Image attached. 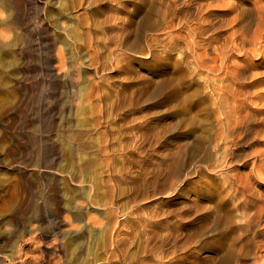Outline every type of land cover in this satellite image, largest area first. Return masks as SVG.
<instances>
[{"label": "rangeland", "instance_id": "obj_1", "mask_svg": "<svg viewBox=\"0 0 264 264\" xmlns=\"http://www.w3.org/2000/svg\"><path fill=\"white\" fill-rule=\"evenodd\" d=\"M79 1L85 0H0V21L2 18L6 19L4 24L0 23V264L108 263L111 246L98 243L111 215L110 206L105 203L106 189L99 177L103 168L101 155L96 148L82 147V150L79 148L75 151L69 142L70 134L75 130L77 132L94 128L95 112L99 110L98 113L103 114L104 106L109 111L110 119L114 117L111 114L117 111L123 116H129L126 127H139L138 130L144 133L154 132L155 127H159V130L164 128L160 130L161 139L156 146H148L141 154H129L135 164L147 163L150 167L154 164L160 167L161 164L166 166L168 159L172 162L171 170L168 171L170 177H160L161 183L156 181L146 188L142 187L136 193L137 199L133 207L130 197L124 192L120 195L119 203L112 207L115 210L114 215L124 222V231L128 233L123 236L121 242L122 252L132 258L139 255L144 232H157L164 225L161 223L163 216L160 214L163 208L173 214L171 220H166L172 222L178 218L186 223L181 228L183 227V231L190 230V236L193 238L190 247L197 257L215 255L211 248H201L199 240L211 239L214 234L217 235L221 226L218 224L219 219L214 217L215 213L224 212L237 204L232 191V179L237 173H234L233 166L237 167L243 176L260 167L254 171L253 178H249L254 182L255 191L261 190L259 192L264 194V174H260L261 166L253 165L256 155L264 151V130L261 135H257L256 131L254 133V130L249 133L246 143L234 148L236 155H239H235L234 163L229 165L226 160L229 147L222 137L223 131H220L224 130V127H221L224 117L220 114L222 109L218 104L217 91L213 90L214 87L220 86L222 78L219 77L228 65L238 61L237 64L251 66V71L244 78L245 82L241 80L242 92L238 89L237 96L243 99L247 97L248 105L245 103L243 110L247 107L246 112L250 110L256 121L264 118V0H183V5L182 0H164L167 4L163 0H99L100 4L96 3L97 0H94L95 3L93 0H86V3L83 2L85 4L77 7ZM170 1L175 4L168 15L165 9ZM197 7L203 10L198 8V12ZM259 12L263 15L260 16ZM90 14L96 21L93 28L85 25L88 17H91ZM83 15L87 17L86 20ZM178 16L180 19L175 18ZM124 23L130 24H126L127 32L130 33V44L116 48L112 37L117 32H122ZM257 26L261 29L258 30ZM244 27H250L252 31L247 29L246 32ZM3 28L7 29V36L1 35ZM256 29L258 31H255ZM240 31H243V34ZM87 33L97 35L95 39L97 38V44L101 47L98 53V64H101L99 68L93 65L89 58L88 54L92 50L85 46L86 36H90ZM244 33L248 34L249 38ZM188 35H191V39ZM140 36L143 39H140ZM220 36L224 37L223 41L219 39ZM255 36H258V41ZM134 42L138 44L131 47ZM225 42H230L231 47L234 45L238 50L235 47L230 48ZM205 47L209 50L203 49ZM220 52L224 54L221 56ZM120 53H125L126 56ZM60 55L64 59H61ZM197 55H200V58L197 59ZM191 56L192 58H189ZM206 60L207 64L204 62ZM214 60L218 62L214 64ZM211 61L213 64H210ZM203 67L204 70H201ZM217 67L219 68L216 70ZM249 91L255 94H249ZM116 106H122V109L117 110ZM192 114L195 115L194 118ZM112 127L117 130L119 123L113 120ZM259 129H264V124ZM91 135L98 136L96 133ZM255 135L257 136L252 137ZM195 143L198 146H195ZM170 153L176 161L172 156L165 157ZM187 161L191 163L188 164ZM178 163L180 165L177 170ZM239 163L241 164L238 165ZM114 165H120L118 156L114 159ZM246 174L245 177L248 176ZM122 186L125 188L124 183ZM155 192L157 194L153 195ZM237 220L241 223L243 219ZM262 222L256 228L263 233L257 236L258 243L254 242L257 253L253 250L255 253L251 256V260H258L256 264H260L264 259V221ZM177 225L171 226L177 229ZM195 245L198 247H194Z\"/></svg>", "mask_w": 264, "mask_h": 264}, {"label": "bare ground", "instance_id": "obj_2", "mask_svg": "<svg viewBox=\"0 0 264 264\" xmlns=\"http://www.w3.org/2000/svg\"><path fill=\"white\" fill-rule=\"evenodd\" d=\"M119 1V0H118ZM123 1V0H122ZM127 1V0H126ZM132 1V0H131ZM186 1V0H185ZM258 1V0H257ZM260 1V0H259ZM86 3V0L83 1ZM82 1H79L77 2V7L85 4L83 3ZM94 2V0H93ZM113 2V1H111ZM136 2V1H135ZM134 2V3H135ZM160 2V1H159ZM164 2V0H163ZM162 2V5L167 4L166 1L163 3ZM193 2V0H192ZM87 3H89L87 1ZM95 3V2H94ZM96 3H99V0L96 1ZM114 3V2H113ZM142 4V2H140ZM144 3V2H143ZM147 3V1H146ZM150 3V1H149ZM155 3V2H154ZM177 3V2H176ZM259 3V2H258ZM100 4V3H99ZM98 4V5H99ZM116 4V3H115ZM120 4V3H119ZM175 3L173 2H168V6H167V9H165V13L166 14H170L172 12V9H173V5ZM181 4V2H180ZM193 4V3H192ZM195 4V2H194ZM193 4V5H194ZM95 5V4H94ZM177 5V4H176ZM183 5V0H182V4ZM181 5H179L178 7H180ZM191 5V4H189ZM188 5V6H189ZM192 5V6H193ZM196 5V4H195ZM200 5V4H199ZM201 5H204V4H201ZM233 5V4H232ZM262 5V4H261ZM145 6V5H144ZM231 6V5H230ZM239 6V5H238ZM135 7V6H134ZM162 7V6H160ZM160 7L158 9H160ZM186 7H187V3H186ZM202 7V6H200ZM83 8V7H82ZM150 8V6H149ZM149 8H148V11H149ZM152 8V7H151ZM164 8V6H163ZM181 8V7H180ZM185 8V7H184ZM199 7H197V11L200 9H198ZM203 8V7H202ZM205 8V7H204ZM258 8V7H256ZM261 8V7H260ZM264 8V7H263ZM182 9V8H181ZM192 9V8H191ZM255 9V8H254ZM253 9V10H254ZM154 10V8H153ZM157 10V8L155 9ZM189 10V9H187ZM195 10V9H194ZM203 10V9H200V11ZM252 9H250L251 11ZM258 10V9H257ZM263 10V9H262ZM147 11V10H146ZM162 11V10H161ZM159 10V12H161ZM192 11V10H191ZM198 11V12H200ZM264 11V10H263ZM136 12V11H135ZM150 12V11H149ZM158 12V13H159ZM163 12H164V9H163ZM193 12V11H192ZM191 12V13H192ZM252 12V11H251ZM255 12V11H254ZM258 12V11H257ZM2 13V12H1ZM145 13V12H144ZM174 13V12H173ZM185 13V12H184ZM188 13V12H186ZM196 13V11L194 12ZM249 13V12H248ZM256 13V12H255ZM261 12H259L260 14ZM263 13V12H262ZM139 14V13H138ZM164 14V13H163ZM165 14V15H166ZM200 14V13H199ZM238 14V13H237ZM237 14L235 16H237ZM258 14V13H257ZM2 15V14H1ZM86 16H88L87 14H85ZM144 16L146 14H143ZM156 15H159V14H156ZM186 15V14H185ZM193 15V14H192ZM191 15V16H192ZM196 15V14H195ZM198 15V14H197ZM255 15V14H254ZM263 15V14H260V16ZM84 16V15H83ZM82 16V17H83ZM91 17H88L89 20L87 19V22L85 23L86 27H91L93 28L95 26V20L92 18L94 16H92L90 14ZM149 16V15H148ZM161 16V15H160ZM164 16V15H163ZM175 16V14H174ZM188 16V15H187ZM200 16V15H199ZM205 16V15H204ZM85 17V16H84ZM151 17V16H149ZM159 17V16H158ZM173 17V15H172ZM180 16L178 17H175V18H179ZM185 17V16H184ZM189 17V16H188ZM194 17V16H193ZM197 17V16H195ZM248 17V16H247ZM252 17V16H250ZM87 17H85V20H86ZM145 18V17H144ZM165 18V17H164ZM187 18V17H185ZM191 18V17H190ZM189 18V20H190ZM201 18V17H200ZM203 18V16H202ZM201 18V19H202ZM253 18V17H252ZM251 18V19H252ZM256 18V16H255ZM259 18V17H258ZM143 19V18H142ZM149 19V18H148ZM163 19V17L161 18ZM167 19V18H166ZM168 19H169V16H168ZM180 19V18H179ZM177 19V21L179 20ZM184 19V18H183ZM199 19V18H198ZM234 19V18H233ZM262 19V18H261ZM83 20V19H82ZM151 20V19H150ZM148 20V21H150ZM154 20V18H153ZM172 20V19H171ZM169 20V21H171ZM174 20V19H173ZM176 20V19H175ZM186 20V19H185ZM235 20H236V17H235ZM253 20V19H252ZM256 20V19H255ZM260 20V18H259ZM6 19L2 18L0 23H5ZM84 21V20H83ZM140 21V20H139ZM147 21V19H146ZM159 21V20H158ZM162 22L164 20H161ZM184 21V20H183ZM182 21V22H183ZM192 21V20H191ZM202 21V20H201ZM262 21V20H261ZM106 22V21H105ZM125 22V21H124ZM144 22V20H143ZM181 22V24H182ZM185 22V21H184ZM210 22V21H209ZM250 22V21H248ZM247 22V23H248ZM255 22V21H254ZM120 23V22H119ZM141 23V22H140ZM165 23V21H164ZM169 23V22H168ZM173 23V22H172ZM175 23V21H174ZM190 23V22H188ZM197 23V21H196ZM205 23V21L203 22ZM231 23V22H230ZM236 23V22H235ZM237 23L238 20H237ZM252 24V22H250ZM248 23V24H250ZM261 23V22H260ZM116 25L118 24L117 22L115 23ZM126 24H129V23H124V27L122 29V32L119 31L117 32V34L112 37L113 40L115 41V45H116V48H122V47H125L126 45H129V41H130V33L128 34V30L126 28ZM137 25H139L137 22H136ZM157 24V23H156ZM167 24V23H166ZM178 24V23H177ZM176 24V25H177ZM194 25V23H192ZM233 24V23H232ZM242 24V23H241ZM244 24V23H243ZM246 24V22H245ZM258 24V22H257ZM84 25V24H82ZM122 25V24H121ZM141 25V24H140ZM144 25V23H143ZM207 25V24H206ZM240 25V24H239ZM4 26V25H2ZM1 26V27H2ZM113 26V25H112ZM130 26V24H129ZM164 26V25H163ZM178 26V29H179V24L177 25ZM186 26V25H185ZM195 26V25H194ZM209 26V25H208ZM250 26V25H249ZM254 26V24H253ZM260 26V25H259ZM115 27V26H114ZM117 27V26H116ZM122 27V26H121ZM140 27V26H139ZM142 27V26H141ZM146 27V26H145ZM145 27H144V30H145ZM175 27V25L173 26ZM184 26H182L183 28ZM202 27V26H201ZM248 27V26H247ZM251 27V26H250ZM247 28L249 29L250 31L251 28ZM258 27V26H257ZM256 27V28H257ZM264 27V26H263ZM88 28V29H89ZM187 28V26H186ZM204 28V27H203ZM211 28H212V25H211ZM210 28V29H211ZM239 28V27H238ZM237 28V29H238ZM259 28L261 29V27H258V30ZM136 29V28H135ZM177 29V27H176ZM191 29H193L191 27ZM199 29V28H197ZM208 29V28H206ZM245 31L247 30L245 27H244ZM9 30V29H8ZM92 30V29H91ZM111 30V29H110ZM119 30V29H118ZM132 30V29H131ZM138 30V29H137ZM168 30V29H167ZM182 30V29H180ZM188 30V29H186ZM195 30V28H194ZM201 30V29H200ZM242 30V29H241ZM257 29L255 31H258ZM264 30V29H263ZM142 31V30H141ZM175 31V30H174ZM179 31V30H178ZM192 31V30H190ZM189 31V32H190ZM197 31V30H196ZM210 31V30H209ZM237 31V30H236ZM248 31V30H247ZM246 31V32H247ZM95 32V30H94ZM133 32V31H132ZM137 32V31H136ZM183 32V31H182ZM198 32V31H197ZM234 32V31H233ZM242 32L243 34V31H240ZM7 33V29L3 28L1 30V35L2 36H7L6 35ZM111 33V32H110ZM137 33H140L137 32ZM188 33V32H187ZM192 33V32H191ZM200 33V31H199ZM208 33V32H207ZM206 33V34H207ZM216 33V32H215ZM218 33V32H217ZM250 33V32H249ZM258 33V32H256ZM261 33V32H259ZM258 33V34H259ZM9 34V33H8ZM89 33H87L88 35ZM136 34V33H135ZM147 33H145L146 35ZM169 34V33H168ZM171 34V33H170ZM198 34V33H197ZM195 34V35H197ZM203 34V32H202ZM205 34V33H204ZM232 34V32H231ZM235 34V33H234ZM238 34V33H237ZM236 34V35H237ZM245 34V33H244ZM251 34V33H250ZM10 35V34H9ZM90 36H86L87 39L86 40V44L85 46H87L89 49H91V53L88 54L91 59V62L93 63V65H95L96 67H100L101 64H98V58L100 55H98V53L100 52V48L97 44V41L95 39V37L97 36H93L91 34H89ZM108 35V34H107ZM141 35V34H140ZM148 35V34H147ZM176 35V34H175ZM209 35V34H208ZM212 35V34H211ZM225 34H223L224 36ZM229 35V34H228ZM226 35V36H228ZM240 35V34H238ZM246 35V34H245ZM263 35V34H261ZM93 36V37H92ZM136 36V35H134ZM184 36V34H183ZM189 36V35H188ZM187 36V37H188ZM194 36V35H193ZM192 36V38H193ZM200 36V35H199ZM243 35H241L242 37ZM107 37V36H106ZM141 37V36H140ZM143 37V35H142ZM140 38V39H143V38ZM157 37V35H156ZM171 37V36H170ZM178 37V36H177ZM182 37V36H181ZM190 39H191V35L189 36ZM221 37V36H220ZM225 37V36H224ZM223 37V38H224ZM234 37V36H233ZM245 37V36H244ZM247 38L248 37V34L246 35ZM245 37V38H246ZM256 37V36H255ZM255 37H254V40H255ZM258 37V36H257ZM257 37H256V40H257ZM260 35H259V39H260ZM111 38V40H112ZM135 37H133L134 39ZM154 38V37H153ZM169 38V37H168ZM174 38V37H172ZM183 38H186V37H183ZM183 38H180V39H183ZM195 38H198L195 36ZM219 38V37H218ZM223 38H219V39H222L223 41ZM240 38V37H239ZM253 38V37H252ZM160 39V38H159ZM189 39V38H188ZM200 39V38H199ZM211 39V38H210ZM226 39V38H225ZM224 39V40H225ZM233 39V38H231ZM236 39V38H234ZM262 39V38H261ZM132 40V39H131ZM135 40V39H134ZM154 40V39H153ZM195 40V39H194ZM206 40V38H205ZM214 40V39H213ZM211 40V41H213ZM240 41V39H238ZM255 40V41H256ZM3 41V40H2ZM139 41V40H138ZM141 41V40H140ZM170 41V40H169ZM180 41V40H179ZM179 41H177L178 43H180ZM198 41V40H197ZM215 41V40H214ZM219 41V40H218ZM238 41V42H239ZM242 41V40H241ZM249 41V39H248ZM253 41V40H252ZM258 41V40H257ZM261 41V40H260ZM1 42V41H0ZM98 42H99V39H98ZM132 42V41H131ZM182 42V41H181ZM187 42V40H186ZM196 42V41H195ZM201 42V41H199ZM228 42V40H227ZM108 43V42H107ZM106 43V44H107ZM114 43V42H112ZM188 43V42H187ZM190 43V42H189ZM188 43V44H189ZM193 43V42H192ZM191 43V44H192ZM217 43V42H216ZM226 43V42H225ZM230 43V42H229ZM229 43H226V44H229ZM243 43V42H242ZM244 43H246L244 41ZM243 43V44H244ZM252 43V42H251ZM262 43V42H261ZM5 44V42H4ZM9 44V43H8ZM7 44V45H8ZM111 44V42H110ZM134 43H132V45H130L131 47L133 46ZM138 42L135 44L137 45ZM184 44V43H183ZM187 45V47L189 48V46ZM190 44V45H191ZM203 44V43H202ZM208 44V43H207ZM210 44V42H209ZM213 44V43H212ZM220 44V43H219ZM231 44V43H230ZM229 44V45H230ZM241 45V42L239 43ZM253 44V43H252ZM251 44V45H252ZM3 45V44H2ZM141 45V42L139 44V47ZM171 45V44H170ZM185 45V44H184ZM205 45V43H204ZM232 45V44H231ZM230 45V48L234 49L233 47L237 48L238 50V47L234 46L231 47ZM255 45L254 44V49H255ZM84 46V44H83ZM113 46V45H112ZM192 46V45H191ZM190 46V48H191ZM194 46H197V45H194ZM193 46V47H194ZM206 46V45H205ZM226 46V45H224ZM228 46V45H227ZM238 46V45H237ZM245 46V45H244ZM258 46V45H257ZM2 47V46H1ZM129 47V46H128ZM171 47V46H170ZM173 47V46H172ZM171 47V48H172ZM208 47V45H207ZM205 47L203 49L207 50L208 48ZM215 47V45H214ZM213 47V48H214ZM240 47V46H239ZM243 47V46H242ZM5 48V47H4ZM111 48V47H110ZM138 48V47H137ZM150 48V47H149ZM152 48V47H151ZM184 48V47H182ZM180 48V49H182ZM207 48V49H206ZM218 48V46H217ZM227 48V47H226ZM249 48V47H248ZM9 49V48H7ZM87 49V48H86ZM99 49V51H98ZM136 49V48H135ZM143 50V48H141ZM192 49V48H191ZM195 49V47L193 48ZM198 49V48H197ZM200 49V47H199ZM211 49V48H210ZM215 49V48H214ZM225 49V47H224ZM252 49V48H251ZM258 49V48H257ZM256 49V50H257ZM5 50V49H4ZM121 50V49H120ZM123 50V49H122ZM134 50V48H133ZM152 50V49H151ZM183 50V49H182ZM181 50V51H182ZM209 50V49H208ZM213 50V49H212ZM211 50V51H212ZM228 50V48H227ZM226 50V51H227ZM231 50V49H230ZM2 51V50H1ZM90 51V50H89ZM124 51V50H123ZM122 51V52H123ZM132 51V50H131ZM153 51V50H152ZM151 51V52H152ZM191 51V50H190ZM199 51V50H198ZM204 51V50H203ZM222 51V50H221ZM235 51V50H234ZM249 51V49H248ZM126 52V50H125ZM189 52V50H188ZM195 52V51H194ZM257 52V51H256ZM255 52V53H256ZM59 53V52H58ZM57 53V55H58ZM157 53V52H156ZM198 53V52H197ZM221 53V52H220ZM219 53V54H220ZM250 53V51H249ZM254 53V52H253ZM3 54V53H2ZM122 55H124L125 53H120ZM128 54V52H127ZM152 54V53H151ZM155 54V53H154ZM199 54V53H198ZM214 54H215V51H214ZM223 53H221V56H222ZM121 55V56H122ZM133 55V54H132ZM203 55V54H202ZM232 55V53H231ZM229 55V56H231ZM117 56V55H116ZM126 55H124L125 57ZM131 56V55H130ZM158 56V55H157ZM197 59L200 58L199 56L200 55H197ZM207 56V55H206ZM119 57V56H118ZM129 57V56H128ZM154 57V56H153ZM161 57V56H160ZM187 57V56H186ZM196 57V56H194ZM203 57V56H202ZM216 57V56H215ZM219 57V55H218ZM225 57V55H224ZM227 57V56H226ZM235 57H237L235 55ZM244 57V56H243ZM60 58L62 59V55H60ZM189 58H192L189 57ZM205 58V57H204ZM246 58V57H245ZM60 59V60H61ZM64 59V58H63ZM120 58H118L119 60ZM123 59V58H122ZM128 59V58H127ZM160 59V58H159ZM195 61L197 62L196 58H194ZM207 59V58H205ZM225 59V58H223ZM234 59V57H233ZM237 59V58H236ZM240 59V57H239ZM243 59V58H242ZM249 59V58H248ZM193 60V59H192ZM204 60V59H203ZM211 60V59H209ZM244 60V59H243ZM242 60V61H243ZM116 61V60H115ZM130 61V60H129ZM189 61V59H188ZM194 61V62H195ZM207 61H204L206 62L207 64ZM215 61V60H214ZM218 62V60H216ZM216 61L214 62V64L216 63ZM221 61H222V57H221ZM224 61V60H223ZM234 61V60H231V62ZM63 62V61H62ZM101 62V61H100ZM104 62V61H103ZM128 62V61H127ZM183 62V61H182ZM181 62V64H182ZM213 61H211L210 64H213L212 63ZM238 62V61H237ZM236 64L233 63V64H230L226 67L225 69V72L222 73L223 77H219V78H222L220 79V86H216L214 87L213 90L216 89L217 91V95H218V104L220 106V109H222V112H220V114L224 117H222L224 119V123L222 125V121L220 122V124L222 125L221 127H224L223 129L224 130H220V131H223V138L226 140L224 142H226V145L228 149V151H226V160H227V163L230 165V164H233L234 161H235V155H236V150H234V148H237L236 146L238 145H242V143L245 142V140L248 138V135H250L252 133V131L254 130V133L256 131V134L259 135L260 133H262V131L264 129H259V127H261L263 124H264V118L262 117V119H260L259 121H256V118H254L253 115H251V112L250 110L246 112L247 110V107H246V110L244 111L243 108H244V105H246L248 103L247 101V97L245 99L240 98V96L238 97L237 96V92H239L238 89H241L243 87L242 85V82L244 80V78L247 77V73L249 71H251L250 67H248L247 65H240V64ZM246 62V61H245ZM123 63V62H122ZM131 63V62H130ZM186 63V62H185ZM184 63V64H185ZM202 63V62H201ZM226 63V62H225ZM242 63V62H241ZM250 63V62H249ZM63 64V63H62ZM189 64V63H188ZM191 64V63H190ZM196 64V63H195ZM200 64V63H199ZM209 64V65H210ZM219 64V63H218ZM104 65V63H103ZM120 65V63H119ZM221 65V64H220ZM219 65V66H220ZM224 65V64H223ZM222 65V66H223ZM227 65V64H226ZM127 66V65H126ZM131 66V65H129ZM217 66V65H216ZM216 66H213V67H216ZM103 67V66H102ZM196 67V66H195ZM209 67V66H208ZM225 67V66H224ZM197 68V67H196ZM199 68V66H198ZM219 67L216 68V70L218 69ZM104 69V68H103ZM194 69V68H193ZM201 69V68H200ZM213 69V68H212ZM215 69V68H214ZM221 69H223V67H221ZM169 70V69H168ZM201 70H204V67L201 69ZM195 71V70H194ZM213 71V70H212ZM222 71V70H221ZM220 71V73H221ZM197 72V70H196ZM204 72V71H203ZM207 72V71H206ZM253 72V71H252ZM256 72V71H255ZM254 72V73H255ZM202 73V72H200ZM211 73V72H210ZM258 73V72H257ZM256 73V74H257ZM206 74V73H205ZM250 74V73H249ZM248 74V75H249ZM199 75V74H198ZM204 75V74H203ZM211 75V74H210ZM217 75V74H216ZM260 75V74H259ZM219 75H217L218 77ZM246 76V77H245ZM250 76V75H249ZM252 76V75H251ZM254 76L253 75V79H254ZM261 76V75H260ZM259 76V77H260ZM202 77V74L201 76ZM204 77H206V75H204ZM210 76H208L209 78ZM257 77V76H256ZM252 78V77H251ZM210 79V78H209ZM215 79V78H214ZM249 79V77H248ZM257 79V78H256ZM261 79V78H260ZM168 80V79H167ZM243 80V81H241ZM250 80V79H249ZM248 80V81H249ZM255 80V79H254ZM165 81V79L163 80ZM169 81V80H168ZM172 80H170V83H171ZM211 81V80H210ZM214 81V80H213ZM248 81H246L248 83ZM251 81V80H250ZM249 81V82H250ZM260 81V80H259ZM166 82V81H165ZM209 82V81H208ZM168 83V82H167ZM166 85H171L170 83ZM216 83V82H215ZM218 84V82H217ZM251 84V83H250ZM253 84V83H252ZM257 84V83H256ZM163 85V84H162ZM210 85V83H209ZM211 85H212V81H211ZM245 85V84H244ZM263 85V84H262ZM254 86V85H253ZM252 86V87H253ZM257 86V85H256ZM255 86V87H256ZM99 87V86H98ZM162 89H163V86H161ZM161 87H159L161 89ZM168 87V86H167ZM250 87V88H252ZM101 88V87H100ZM176 88V86H175ZM212 88V86H211ZM189 89V88H188ZM244 89V88H243ZM119 90V89H118ZM175 90V89H174ZM248 90V89H247ZM161 92H163L162 90H160ZM168 91V90H167ZM177 91V90H176ZM199 91V90H198ZM196 91L194 90V93ZM231 92V93H230ZM241 92H242V89H241ZM255 92V91H254ZM98 93V92H97ZM159 94V91L157 92ZM166 93V92H165ZM173 93V92H172ZM191 93V92H189ZM198 93V92H197ZM209 93V92H208ZM244 93V92H243ZM252 93L249 91V94ZM99 94V93H98ZM102 94V93H101ZM182 94V92H181ZM245 94V93H244ZM253 94V93H252ZM255 94V93H254ZM253 94V95H254ZM100 95V94H99ZM142 95V94H141ZM216 95V94H215ZM239 95V93H238ZM242 95V94H240ZM246 95V94H245ZM244 95V97H245ZM259 95V94H258ZM180 96V95H178ZM177 96V97H178ZM252 96V95H251ZM102 97V95H101ZM216 97V96H215ZM253 97V96H252ZM98 98V97H97ZM162 98V97H161ZM159 98V99H161ZM184 98H186L184 96ZM197 98V97H196ZM262 98V97H261ZM102 99V98H101ZM182 99V98H181ZM118 100V99H117ZM215 100V98L213 99ZM107 101V100H105ZM186 101V99L184 100ZM195 101V100H194ZM252 101V100H251ZM116 102V101H115ZM164 102V101H163ZM214 102V101H213ZM100 103V102H99ZM106 103V102H105ZM120 103V102H119ZM217 103V102H216ZM246 103V104H245ZM255 103V101L253 102ZM260 103V102H259ZM93 104V102H92ZM124 104V103H123ZM126 104V102H125ZM198 104V103H197ZM203 104V103H202ZM213 104V103H211ZM215 104V102H214ZM261 104V103H260ZM95 105V104H94ZM102 105V104H101ZM117 105V104H116ZM174 105V104H173ZM193 105V104H192ZM217 105V104H216ZM248 105V104H247ZM250 105H253V104H250ZM120 106V104H119ZM119 106H116L117 110L121 107ZM200 106V105H199ZM258 106V105H257ZM93 107V106H92ZM124 107V106H123ZM195 107V106H194ZM205 107H207L205 105ZM214 107V106H212ZM218 107V106H217ZM97 108V107H96ZM95 108V109H96ZM100 109V107H98ZM97 108V109H98ZM250 108V107H249ZM254 108V107H253ZM115 109V110H116ZM122 109V108H121ZM193 109V108H192ZM216 109V108H214ZM213 109V110H214ZM260 110V108H258ZM94 110V109H92ZM116 110V111H117ZM199 110V108H198ZM256 110V109H255ZM262 110V109H261ZM99 110H97V112H95V115H94V120H93V125H94V131L92 130H79L72 134H70V138H69V142L72 144L73 146V149H75V151L79 148L82 150V147L84 148H96L97 152L101 155V159H102V163H103V168L101 170V172H99V177L103 180L102 182L104 183V187L106 189V197H105V203L107 204V206H110V212H111V215L109 217V221L108 223H106L105 225V231H104V234L103 236L98 239V243L100 242V244L102 243L104 246H111L110 248V251H109V257L108 258V263L107 264H256V262H258V260H251V256L253 254V250L256 251L257 253V249L255 248L254 249V244L255 243H258L256 242V238L257 236H260L262 235L263 233L260 232L259 230H257L256 228L261 224L263 223L262 221H264V194L262 192H259V191H255V188L253 186L254 182L252 183V181L250 180V178H253V174H255V170L257 169H254V171H251L249 172V175L245 177V174L244 176L242 175V173H240L239 169L235 166H233V170H234V173H236L235 177L232 179L233 183H232V187H233V194H234V197H235V200L237 202V204L234 206L233 205V208H229V209H226V211L224 212H216L214 217L217 218L218 220V224L221 226V228L219 229L220 231L217 233V235H213V237L211 239H202V240H199V245H201V248H211L215 255L213 256H206L204 258H199L197 257L196 253L194 251L191 250V244L193 242V238L192 236H190V230L189 231H183L181 226H184L186 223H184V221L182 222V220L180 219H173L172 222H170V217L173 216L172 214V211H167L166 209H163L160 211V214L163 216L161 218V223L164 224L160 229H158V231L156 232L155 230H147L144 232V239L140 245V250H139V255L136 257V258H132V257H127L124 252H122L123 250L121 249V242L123 241V236L127 235L128 233L126 231H124V228H123V224L124 222L122 220H119V218L114 215V211L112 209L113 206H115V204H118L119 203V198H120V195L124 192V193H127L128 196L130 197V203H133L132 207L134 206V203H136V199H137V196H136V193L139 192L141 190L142 187L146 188L148 187V185H150L151 183L155 182L156 181H160V177H166L168 175V178L170 177L168 171L170 172L171 170V167H172V162H170V159H168L167 163H166V166L163 165L161 166L162 164L160 165V167L156 166L155 164L153 166H149L147 163H140L139 165L135 164L133 160L130 159L129 157V154L130 155H134V154H141L142 152H144V150L148 147V146H156L157 143H159L160 139H161V133L160 130H163L161 127V129L159 130V127H155L156 129L154 130V132L152 131V133H144V132H141L139 127L138 129L135 128V126H131V127H126V122L129 123L128 121V118L129 116L125 115H121L120 112L117 111V113H114L111 114V116L113 115V119H110L109 118V111H107V108L104 106L102 111H103V114H101L100 112L98 113ZM101 111V110H100ZM197 111V109H196ZM217 111V109H216ZM258 111V110H257ZM200 112V111H199ZM259 112V111H258ZM98 113V114H97ZM198 113V111H197ZM254 112H252L253 114ZM257 113V112H256ZM120 114V115H119ZM196 114V113H194ZM195 116V115H194ZM193 114H192V117L194 118ZM220 117V115H218ZM197 117V116H196ZM261 117V116H260ZM191 118V119H193ZM259 118V117H258ZM200 119V118H199ZM115 121V122H118L119 123V127L117 130L113 129L112 127V121ZM194 120V119H193ZM192 120V121H193ZM197 120V119H195ZM201 120V119H200ZM222 120V119H221ZM191 121V122H192ZM202 121V120H201ZM220 121V120H219ZM131 122V120H130ZM203 123V121L201 122ZM200 124V123H199ZM191 125V123H190ZM103 126V127H102ZM137 126V125H136ZM194 127V126H193ZM154 128V127H153ZM258 128V130L256 129ZM263 128V127H262ZM218 129V128H217ZM222 129V128H221ZM220 131H218V133H221ZM164 132V131H163ZM217 132V131H216ZM93 133H96L98 134V136L96 137H93ZM250 133V134H249ZM163 135V134H162ZM221 134H219L220 136ZM254 135V134H253ZM257 135L255 136H252V137H256ZM261 135V134H260ZM218 136V135H216ZM263 137V136H262ZM201 138V136H200ZM90 139V140H89ZM220 139H221V136H220ZM251 139V138H250ZM202 140V139H200ZM253 141V140H252ZM256 141V139L254 140ZM253 141V142H254ZM260 141V140H259ZM197 142V141H196ZM222 142V141H220ZM69 143V144H70ZM218 143H219V140H218ZM246 143V142H245ZM196 144V143H195ZM248 144V143H247ZM254 144V143H253ZM202 145V144H201ZM249 145V144H248ZM195 146H198L197 144ZM216 146V145H215ZM224 147V145H222ZM245 146V145H244ZM243 146V147H244ZM250 147V146H249ZM196 148V147H195ZM203 148V147H202ZM223 148V149H225ZM199 149V147H198ZM244 149V148H243ZM242 149V150H243ZM253 149V147H252ZM204 150V149H203ZM206 150V149H205ZM170 151V150H169ZM200 151V150H199ZM252 151V150H251ZM205 152V151H204ZM222 152V151H221ZM225 152V150H224ZM223 152V153H224ZM257 152V151H255ZM254 152V153H255ZM167 153V152H166ZM169 153V152H168ZM243 153V152H242ZM177 154V153H176ZM225 154V153H224ZM248 153H246L247 155ZM239 155V154H237ZM236 155V156H237ZM245 155V154H244ZM249 155V154H248ZM252 155V154H251ZM116 156H118L120 158V165L119 167H116L114 165V159L116 158ZM173 155L170 154H167L165 157H170ZM204 156V155H203ZM205 157V156H204ZM224 157V156H223ZM254 157V156H253ZM166 158V159H167ZM174 158V157H173ZM240 158H243V157H240ZM239 158V159H240ZM250 158V156H249ZM248 158V159H249ZM175 161H176V158H174ZM190 159V158H189ZM203 159V158H202ZM245 159V158H244ZM172 160V159H171ZM177 160H178V157H177ZM180 160V159H179ZM188 160V159H187ZM192 160V159H190ZM208 160V159H207ZM224 160V158H223ZM241 160V159H240ZM250 160V159H249ZM248 160V161H249ZM86 161V159H85ZM174 161V160H173ZM205 161H206V157H205ZM204 161V162H205ZM225 161V160H224ZM237 161V160H236ZM243 161V160H242ZM241 161V162H242ZM247 161V162H248ZM88 162V161H87ZM86 162V163H87ZM92 162V160H91ZM182 162V161H181ZM188 164L191 163L189 161H187ZM203 162V161H202ZM245 163V162H244ZM176 164V163H175ZM175 164H174V167H175ZM187 164V165H188ZM236 164V163H235ZM241 163H239L238 165H240ZM251 164V163H250ZM249 164V165H250ZM260 165L261 166V172L260 174H264V151L263 152H259L257 155H256V159L254 160L253 162V165ZM80 165V164H79ZM82 165V163H81ZM80 165V166H81ZM151 165V164H150ZM179 165L180 163L177 164L176 166V169L178 170L179 169ZM228 165V167H229ZM252 165V166H253ZM88 166V165H87ZM86 166V167H87ZM90 166V165H89ZM252 166L250 168H252ZM239 167V166H238ZM258 167V166H257ZM85 168V167H84ZM230 168V167H229ZM254 168V167H253ZM260 168V167H259ZM259 168L257 170H259ZM175 169V168H174ZM176 170V172H177ZM232 171V170H231ZM249 171V170H248ZM175 172V170H174ZM182 172V171H181ZM228 172V170H227ZM230 172V171H229ZM228 172V173H229ZM247 172V171H246ZM259 171H257L258 173ZM180 173V172H179ZM232 173V172H231ZM175 174V173H174ZM178 174V173H177ZM189 174V173H188ZM259 174V173H258ZM79 175V174H77ZM257 175V174H256ZM255 175V176H256ZM173 176V175H171ZM263 176V175H262ZM180 177V176H179ZM231 177V176H230ZM250 177V178H249ZM79 178V177H78ZM182 178V177H181ZM245 178V179H244ZM171 179V178H170ZM174 179V178H173ZM172 179V180H173ZM260 179V178H259ZM264 178H262L263 180ZM166 180V179H165ZM168 180V179H167ZM255 181V179H254ZM164 182V181H163ZM162 182V183H163ZM125 184V188L122 186V184ZM158 183V182H157ZM161 183V181H160ZM173 183V182H172ZM165 184V183H164ZM157 185V184H156ZM173 185V184H172ZM256 185V184H255ZM174 186V185H173ZM230 186V185H229ZM123 187V188H122ZM176 187V186H175ZM172 188V186H171ZM174 188V187H173ZM232 189V188H231ZM257 189V188H256ZM156 190V189H155ZM223 190V189H222ZM174 191V190H173ZM231 191V192H232ZM264 191V190H262ZM219 193V192H218ZM157 193H153V195H156ZM232 194V193H231ZM151 195V196H153ZM229 195V193H228ZM149 196V195H148ZM232 196V195H230ZM224 198V196H223ZM225 198H228V197H225ZM233 198V196H232ZM229 199V198H228ZM227 199V200H228ZM231 199V198H230ZM220 202V201H219ZM226 202V201H225ZM233 202L235 203L234 199H233ZM221 204V203H220ZM227 208V207H226ZM215 209V208H214ZM225 209V208H224ZM238 210L240 211V213H238ZM215 212V211H214ZM214 218V219H215ZM237 218L239 219H243L241 223H238L239 221L237 220ZM166 219H170V220H166ZM185 219H187V217H185ZM210 220V219H209ZM161 224V225H162ZM174 224H178L177 225V229H173V227L171 225H174ZM217 224V222H216ZM192 225V224H191ZM210 226V225H209ZM188 227V226H187ZM216 226H214V229H215ZM212 230V229H211ZM198 235H201V234H198ZM212 235V234H211ZM194 237V236H193ZM197 237V236H196ZM210 237V236H209ZM262 237V236H261ZM93 241V240H92ZM96 241V240H95ZM198 242V241H197ZM255 242V243H254ZM99 245V244H98ZM193 247V246H192ZM194 247H198V245L194 246ZM260 248V246H259ZM258 248V249H259ZM193 249V248H192ZM197 249V248H196ZM196 251V250H195ZM261 251V249H260ZM183 252V253H187L186 255H181L180 253ZM259 252V251H258ZM255 253V252H254ZM261 253V252H260ZM263 254V253H262ZM264 255V254H263ZM199 256V255H198ZM256 256V255H255ZM261 257V255L259 256ZM257 256V258H259ZM107 260V259H106ZM261 261V260H260ZM264 262V259L263 261H261V263ZM260 263V264H261ZM259 264V263H258Z\"/></svg>", "mask_w": 264, "mask_h": 264}]
</instances>
